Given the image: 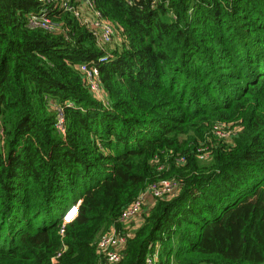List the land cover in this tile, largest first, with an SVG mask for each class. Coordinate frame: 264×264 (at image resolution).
I'll list each match as a JSON object with an SVG mask.
<instances>
[{"label":"trees","instance_id":"trees-1","mask_svg":"<svg viewBox=\"0 0 264 264\" xmlns=\"http://www.w3.org/2000/svg\"><path fill=\"white\" fill-rule=\"evenodd\" d=\"M94 2L103 49L61 1L45 31L28 26L38 0H0V264H264V0ZM162 180L176 196L104 263L100 236Z\"/></svg>","mask_w":264,"mask_h":264},{"label":"built area","instance_id":"built-area-1","mask_svg":"<svg viewBox=\"0 0 264 264\" xmlns=\"http://www.w3.org/2000/svg\"><path fill=\"white\" fill-rule=\"evenodd\" d=\"M43 4V7L37 13H31L28 20V26L32 29H42L45 31H55L59 28V25L50 17L51 9L49 5L61 1L62 7L70 12H73L77 19L83 26H86L92 35L96 38L99 46L103 49L105 45L113 42L115 35L114 28L111 23L106 21L102 14L96 9L94 0H81L83 4L77 6L79 0H38ZM74 1V2H73ZM76 3V4H75ZM106 58L100 59L101 62L106 61ZM81 71L84 75L86 86L90 90L91 94L99 101L106 103V94L103 89V85L100 78V70L97 63L83 64ZM53 109L58 112L56 127L60 134H66L65 116L64 110L55 105ZM215 133L220 138H228L229 133L224 130V126L215 127ZM210 158L209 152L200 153V159L207 160ZM179 189V183L175 180H162L158 183H154L148 187L133 203L124 209L118 222L124 227L125 231H118L113 226L109 231L100 236L98 241V251L101 256V260L105 263H118L121 260V254L123 248L127 243L129 236L136 231L141 225L136 223V228L130 229L128 225L136 220L141 214L145 206L148 204L149 199L158 198H172L176 196ZM73 207V208H72ZM79 205L71 206L63 214V223L61 228V234H64L65 227L71 223V219L78 212ZM72 208V209H71ZM71 209V210H70ZM57 258L53 259V264H57ZM159 253L156 251L154 255H151L147 264H156L158 261ZM171 264H176L172 262Z\"/></svg>","mask_w":264,"mask_h":264},{"label":"rangeland","instance_id":"rangeland-1","mask_svg":"<svg viewBox=\"0 0 264 264\" xmlns=\"http://www.w3.org/2000/svg\"><path fill=\"white\" fill-rule=\"evenodd\" d=\"M50 104H51V103H50ZM53 107L56 108L55 104H53ZM150 201H151V199H150ZM153 201H154V199H153ZM148 203H149V202H148ZM79 204H80V203H78L77 205H79ZM149 204H150V203H149ZM149 204H147V205H149ZM71 206H76V205H71ZM71 206H69L68 208H70ZM67 210H68V209H67ZM144 210H146V208H145ZM143 212H144V211L141 212V214L138 216V218H137L136 220L134 219V221H132V222L128 225V227H129L131 230L134 229V228H136V226H137L136 223H137V224H138V223H139V224L142 223V220H141V219H142ZM76 214H77V213H76ZM76 214H75V215H76ZM139 227H140V226H139ZM139 227H138V228H139ZM138 228H137V229H138ZM137 229H136V230H137Z\"/></svg>","mask_w":264,"mask_h":264},{"label":"crops","instance_id":"crops-1","mask_svg":"<svg viewBox=\"0 0 264 264\" xmlns=\"http://www.w3.org/2000/svg\"><path fill=\"white\" fill-rule=\"evenodd\" d=\"M150 199H151V201H150ZM150 199H149V203L152 204V203H153V199H152V198H150ZM149 203H148V204H149Z\"/></svg>","mask_w":264,"mask_h":264},{"label":"bare ground","instance_id":"bare-ground-1","mask_svg":"<svg viewBox=\"0 0 264 264\" xmlns=\"http://www.w3.org/2000/svg\"><path fill=\"white\" fill-rule=\"evenodd\" d=\"M75 216H76V215H75ZM75 216H74V217H75ZM74 217H73L71 220H73V219H74Z\"/></svg>","mask_w":264,"mask_h":264}]
</instances>
